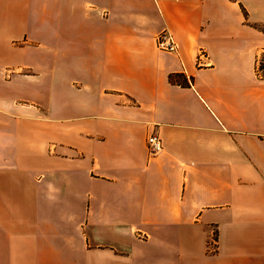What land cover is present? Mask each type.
<instances>
[{
	"label": "crops",
	"instance_id": "crops-1",
	"mask_svg": "<svg viewBox=\"0 0 264 264\" xmlns=\"http://www.w3.org/2000/svg\"><path fill=\"white\" fill-rule=\"evenodd\" d=\"M259 61L264 0H0V264H264Z\"/></svg>",
	"mask_w": 264,
	"mask_h": 264
},
{
	"label": "built area",
	"instance_id": "built-area-1",
	"mask_svg": "<svg viewBox=\"0 0 264 264\" xmlns=\"http://www.w3.org/2000/svg\"><path fill=\"white\" fill-rule=\"evenodd\" d=\"M156 44L159 50L166 52H176L178 50V44L173 36V34L169 30H162L156 37ZM205 53L201 52L200 58L204 57ZM258 71L264 70V62H258ZM148 148L150 154L156 155L159 154L163 150V142L161 137L158 134H152L148 136L147 139Z\"/></svg>",
	"mask_w": 264,
	"mask_h": 264
}]
</instances>
